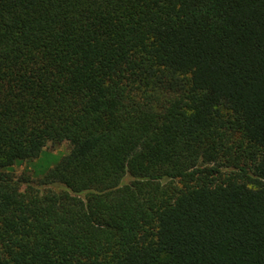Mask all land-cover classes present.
I'll return each mask as SVG.
<instances>
[{"label":"trees","instance_id":"16d2710c","mask_svg":"<svg viewBox=\"0 0 264 264\" xmlns=\"http://www.w3.org/2000/svg\"><path fill=\"white\" fill-rule=\"evenodd\" d=\"M0 264H264V0H0Z\"/></svg>","mask_w":264,"mask_h":264},{"label":"rangeland","instance_id":"374dc122","mask_svg":"<svg viewBox=\"0 0 264 264\" xmlns=\"http://www.w3.org/2000/svg\"><path fill=\"white\" fill-rule=\"evenodd\" d=\"M73 147L74 144L68 140L56 144L49 142L37 158L17 161L7 169V172L15 179H21L23 176L27 177L31 184L44 188L45 186L40 184L42 176L55 166L64 155L69 153ZM125 179V181L131 180L129 176H126ZM22 187L25 188L26 183H23ZM50 187L55 190L63 189L61 184H53Z\"/></svg>","mask_w":264,"mask_h":264}]
</instances>
